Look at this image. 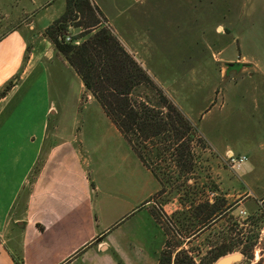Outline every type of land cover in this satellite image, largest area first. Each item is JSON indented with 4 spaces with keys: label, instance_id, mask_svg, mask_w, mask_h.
<instances>
[{
    "label": "crops",
    "instance_id": "obj_1",
    "mask_svg": "<svg viewBox=\"0 0 264 264\" xmlns=\"http://www.w3.org/2000/svg\"><path fill=\"white\" fill-rule=\"evenodd\" d=\"M53 1L46 0L44 9L53 8ZM91 1L108 22L128 3L124 0L123 8L122 0L119 5L111 0L109 7L116 11L111 15L105 1ZM58 2L47 22L37 26L32 10L31 24L11 26L0 37V88L19 76L0 97V264H156L166 235L150 212L149 199L160 185L41 34L63 12L65 0ZM67 70L73 81L68 109ZM53 72L60 104L51 98ZM87 104H94L100 121L80 124L90 115ZM238 113L264 127L263 106L241 107ZM221 114L210 121L228 117ZM207 142L215 164L228 150L246 155L233 167L214 170L224 194L237 199L235 208L247 202L264 208V142L256 147Z\"/></svg>",
    "mask_w": 264,
    "mask_h": 264
},
{
    "label": "rangeland",
    "instance_id": "obj_2",
    "mask_svg": "<svg viewBox=\"0 0 264 264\" xmlns=\"http://www.w3.org/2000/svg\"><path fill=\"white\" fill-rule=\"evenodd\" d=\"M110 1L102 2L106 10L114 15L116 11L109 7ZM119 2L116 3L119 5ZM58 3V0L53 1V8L47 11L44 9L46 0H0V37L11 26L31 24L34 19L30 14L32 10L37 13V26L47 22L46 15L51 14ZM125 5L122 0V7L125 8ZM113 19L108 22L106 18L105 23L197 129L201 146L198 141L194 145L196 167L186 182L189 187L193 186L195 177L196 201L207 198L212 202L223 194L227 203L231 204L229 208L233 209V214L238 215V210L243 209L245 216L257 215L258 207L249 202L236 209L235 196H226L218 186L215 166L227 165L224 156L223 160L217 159L216 164L213 162L216 157L207 139L222 147L234 144L256 147L264 142V127H256L251 116L238 113L241 107H264V0H128L127 9ZM22 28L27 32V28ZM79 31L69 26L72 35H78ZM31 38H36V34ZM54 60L59 65L56 63L58 60ZM66 74L67 79H63L66 85L69 82V89L65 92L64 100L68 109L73 102L70 96L73 81H69L70 70ZM52 79L51 98L57 102L58 91L54 86L57 77L54 72ZM85 100L84 94L81 102ZM57 103L60 104L59 101ZM87 105L90 115L80 119V124L100 121L92 110L94 104ZM95 105L100 109L97 103ZM219 113H224L221 114L224 116L228 113V117L223 116V121H210V117ZM256 150L252 153L254 158L257 157ZM161 165L165 166L166 163ZM172 176L171 181L165 182L152 196L149 207L156 210L160 207L169 218L173 215L170 219L174 221L181 217L175 212L182 202L188 204L185 199L188 195L183 185L175 187L182 184L183 177H179L178 172ZM181 221L184 220L181 218ZM174 224V229L169 225L167 230L166 249H174L172 259L177 250H188L190 255H194L195 264L199 263V257L205 254L210 245L218 241L220 234L217 236V232L230 226L225 218L209 228L201 227L200 230L205 229L192 237L186 236V226L177 222ZM245 228H248L246 224L240 234L247 233ZM258 231L252 246V259L244 257L242 243L236 250L225 254L239 255V259L232 264H264V224Z\"/></svg>",
    "mask_w": 264,
    "mask_h": 264
},
{
    "label": "trees",
    "instance_id": "obj_3",
    "mask_svg": "<svg viewBox=\"0 0 264 264\" xmlns=\"http://www.w3.org/2000/svg\"><path fill=\"white\" fill-rule=\"evenodd\" d=\"M105 22V16L91 0H65L63 12L43 29L42 35L52 42L57 52L78 74L85 90L91 93L159 185L163 187L165 182H170L174 172L183 177L182 184L175 186L178 188L183 185L188 195L185 197L188 204L182 202L175 212L181 217L172 221L170 218L173 215L169 218L160 207L158 210L150 208L165 235L169 225L174 229V223L177 222L187 227L186 236L195 237L205 228L226 218L229 228L217 232V236L220 234L218 241L199 257L198 264H213L220 256L236 250L242 243L244 257L252 259L254 238L264 224V208L258 207L257 215H248L243 219L232 213L233 209L229 208L231 204L227 203L223 194L212 202L207 198L196 201L195 177L193 186L189 187L186 182L196 167L194 145L198 141L201 146L197 129L126 50ZM69 26L78 28L79 34L72 35ZM67 34H70V41L65 40ZM76 39L80 40L73 42ZM29 49L27 45L26 52ZM18 78L16 75L0 88V97ZM164 163L166 165L162 166ZM245 224L247 233L240 234ZM203 226L205 228L200 230ZM167 244L166 237L156 264H195L194 255L184 248L177 250L172 259L174 249L168 251Z\"/></svg>",
    "mask_w": 264,
    "mask_h": 264
},
{
    "label": "built area",
    "instance_id": "obj_4",
    "mask_svg": "<svg viewBox=\"0 0 264 264\" xmlns=\"http://www.w3.org/2000/svg\"><path fill=\"white\" fill-rule=\"evenodd\" d=\"M65 40L66 41H70L71 40L69 34H67L65 36ZM73 42L77 43L78 41L76 40V41H73ZM245 160H246V155H244V154H236V153H234V152H232L230 150L226 151L225 155H224V163L228 167H233L235 164L243 162ZM211 195H212V193H211ZM245 214H246L245 210H243V209H239L238 210V216L239 217L245 218L246 217ZM243 216H245V217H243Z\"/></svg>",
    "mask_w": 264,
    "mask_h": 264
},
{
    "label": "water",
    "instance_id": "obj_5",
    "mask_svg": "<svg viewBox=\"0 0 264 264\" xmlns=\"http://www.w3.org/2000/svg\"><path fill=\"white\" fill-rule=\"evenodd\" d=\"M239 259L238 254H229L219 257L216 260V264H232L234 261Z\"/></svg>",
    "mask_w": 264,
    "mask_h": 264
}]
</instances>
